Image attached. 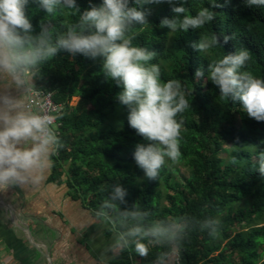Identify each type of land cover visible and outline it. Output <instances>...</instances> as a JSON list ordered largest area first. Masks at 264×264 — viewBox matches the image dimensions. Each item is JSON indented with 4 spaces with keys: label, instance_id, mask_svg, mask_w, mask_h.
<instances>
[{
    "label": "trees",
    "instance_id": "16d2710c",
    "mask_svg": "<svg viewBox=\"0 0 264 264\" xmlns=\"http://www.w3.org/2000/svg\"><path fill=\"white\" fill-rule=\"evenodd\" d=\"M76 2L81 11L88 6V0ZM212 3L187 0L185 14L195 16ZM217 3L222 6L213 9L215 19L200 29L161 28L160 20L173 15L167 2L145 5L149 23L130 29L133 46L157 53L150 63L159 65L161 80L178 79L191 105L176 117L184 122L180 157L175 162L166 159L156 181L147 180L133 159L135 145L148 141L128 125L127 109L117 99L122 89L105 80L101 61L61 51L39 67L34 87L51 91L53 100L63 104L56 118L61 146L52 157L49 179L65 181L70 196L80 199L95 216L111 186L119 183L128 192L122 210L134 207L148 212L149 221L182 216L200 222L218 220L214 236L198 225L187 230L180 242L181 264H264V177L257 171L264 121L249 118L238 102L220 96L206 71L208 64L225 54L244 49L250 58L242 71L264 79V6L249 7L246 0ZM27 15L34 26L45 24L53 40L80 19L79 13L65 6L48 14L35 0H30ZM214 34L222 46L206 52L191 47V42ZM225 35L231 37L226 44ZM197 68L205 70L204 77H195ZM74 96L78 100L71 104ZM112 115L116 121L106 123ZM176 165L187 173L180 182L173 180L179 172ZM108 211L112 217L119 215L118 210ZM98 217L107 224L106 234L118 231V225ZM142 242L149 247L146 257L130 247L119 251L112 264H153L160 252L169 251L168 246Z\"/></svg>",
    "mask_w": 264,
    "mask_h": 264
},
{
    "label": "clouds",
    "instance_id": "9594fccd",
    "mask_svg": "<svg viewBox=\"0 0 264 264\" xmlns=\"http://www.w3.org/2000/svg\"><path fill=\"white\" fill-rule=\"evenodd\" d=\"M34 2V0H31ZM43 11L53 13L60 6L73 9L80 15L77 26L53 40L50 29L38 22L34 26L27 15L30 0H0V191L10 187L39 185L53 166L52 157L61 146L52 128L53 116L29 110L23 95L35 85L39 67L61 51L72 57L83 56L101 61L106 81L122 90L117 99L127 109L128 125L148 141L135 145L133 159L143 170L144 177L156 181L166 159L175 162L180 157V135L183 120L176 117L191 107L178 79L161 80L160 67L150 63L157 53L142 46H133L130 29L149 23L145 5L167 2L173 15L163 17L159 25L169 31L187 32L200 29L215 19L213 9L221 7L217 0L201 8L195 16L186 15L187 0H102L100 4L88 0L81 11L76 0H35ZM247 6H264V0H246ZM37 27L39 31H37ZM231 37L225 35L223 43ZM221 45L218 35L191 42L197 52ZM249 52L241 49L225 54L208 64V80L218 87L219 95L238 102L243 112L256 121H264V79L249 71H242L249 60ZM205 76L197 68L196 78ZM258 173L264 177V147L259 145ZM235 162V158H233ZM128 192L121 184H113L97 216L118 225L111 250L128 248L146 257L148 244L168 246L153 264H172V256H179L180 242L187 230L198 225L216 235L218 220L202 222L187 217L149 221L148 212L127 205ZM108 210H118L112 217Z\"/></svg>",
    "mask_w": 264,
    "mask_h": 264
},
{
    "label": "crops",
    "instance_id": "0c3cea01",
    "mask_svg": "<svg viewBox=\"0 0 264 264\" xmlns=\"http://www.w3.org/2000/svg\"><path fill=\"white\" fill-rule=\"evenodd\" d=\"M22 98L26 105L28 92ZM51 171L39 185L0 191V264H112L116 232L106 234V222L65 181H50Z\"/></svg>",
    "mask_w": 264,
    "mask_h": 264
},
{
    "label": "built area",
    "instance_id": "2783aa9c",
    "mask_svg": "<svg viewBox=\"0 0 264 264\" xmlns=\"http://www.w3.org/2000/svg\"><path fill=\"white\" fill-rule=\"evenodd\" d=\"M53 93L51 91H43L33 87L28 92V98L26 107L28 109L34 110V112L42 115H49L55 117L52 122V128L56 131V118L63 109V104L55 102L52 97ZM176 264H181L180 259L176 258Z\"/></svg>",
    "mask_w": 264,
    "mask_h": 264
},
{
    "label": "rangeland",
    "instance_id": "374dc122",
    "mask_svg": "<svg viewBox=\"0 0 264 264\" xmlns=\"http://www.w3.org/2000/svg\"><path fill=\"white\" fill-rule=\"evenodd\" d=\"M77 100H78V97H77V96H74V97H72L70 103H71V104H75ZM115 121H116V118H115L114 115H112V116L110 117V119L107 120L106 123L110 124V123L115 122ZM176 167H178V166L176 165ZM178 171H179V172H178V174L176 175V177L173 178V180L176 181V182H180V180H181L180 177H181V176H187V173H186V171H185L184 168H182V167H178Z\"/></svg>",
    "mask_w": 264,
    "mask_h": 264
}]
</instances>
